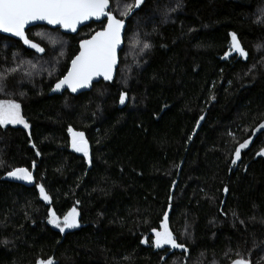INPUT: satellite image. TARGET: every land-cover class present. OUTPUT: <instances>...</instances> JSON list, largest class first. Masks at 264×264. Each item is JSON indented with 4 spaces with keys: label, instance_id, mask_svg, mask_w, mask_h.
I'll use <instances>...</instances> for the list:
<instances>
[{
    "label": "trees",
    "instance_id": "16d2710c",
    "mask_svg": "<svg viewBox=\"0 0 264 264\" xmlns=\"http://www.w3.org/2000/svg\"><path fill=\"white\" fill-rule=\"evenodd\" d=\"M109 1L126 23L115 78L77 96L48 93L103 22L29 28L44 52L0 35V101L29 127L0 126V264H264V0H143L127 15L135 0ZM232 33L246 60H222ZM70 129L90 146L88 170ZM16 168L33 181L4 179ZM168 207L187 256L153 250ZM73 209L76 227L48 222Z\"/></svg>",
    "mask_w": 264,
    "mask_h": 264
},
{
    "label": "snow or ice",
    "instance_id": "6c2138e0",
    "mask_svg": "<svg viewBox=\"0 0 264 264\" xmlns=\"http://www.w3.org/2000/svg\"><path fill=\"white\" fill-rule=\"evenodd\" d=\"M142 2L143 0H135L134 4L126 5L124 14L127 15L134 9H138ZM108 3L109 0H0V31L19 38L24 45L30 46L36 52H44V48L27 38L25 25L29 22L46 21L49 25L76 31L77 24L89 19V17L106 15L108 23L104 30L97 32L89 40L80 41L79 53L72 59L67 73L57 80L53 89L54 91L60 90L66 85L73 92H76L78 88L87 87L94 76L103 75L105 80L112 79V69L117 64V46L121 43V28L124 26V21L115 19L111 12H105ZM261 16L264 17V11L261 12ZM230 35L231 50L239 54L240 57L246 58L247 52L241 47L236 34L232 33ZM134 43H139V41L134 40ZM150 47V43L144 42L140 51L143 52ZM225 55L227 56L228 53H225ZM125 99L126 94L121 92L120 103H125ZM20 107L21 105L14 100L0 101V126L10 123L23 124L27 128L28 124L21 116ZM261 127L264 128V125H261ZM248 143L249 141L246 140L236 148L232 159L233 164L240 158L241 149L245 148ZM72 147L77 152H83L85 158H87V142L84 140L83 133L73 134ZM259 154H264V149ZM7 175L29 182L33 179L32 173L24 168L13 169ZM36 187L39 189L41 198L48 200L49 197L45 193V189L39 184ZM75 216L76 213L73 209L65 215L61 224L49 210L48 222L64 232L66 228L77 226ZM167 216L168 213L166 212L165 217ZM161 229L162 231L152 230L155 236L153 245L156 248L170 245L173 249H183L185 253H188L189 250L184 243L177 242V238L163 222L161 223ZM237 255L239 256V254ZM38 264H55V262L50 258L46 262L38 261ZM232 264H248V261L241 257L234 260Z\"/></svg>",
    "mask_w": 264,
    "mask_h": 264
},
{
    "label": "water",
    "instance_id": "95a60500",
    "mask_svg": "<svg viewBox=\"0 0 264 264\" xmlns=\"http://www.w3.org/2000/svg\"><path fill=\"white\" fill-rule=\"evenodd\" d=\"M110 8H111V5H110V1H109L108 6H107L106 9H105V12H110ZM112 15H113V14H112ZM113 17H114L115 19H118V18H116L114 15H113ZM92 22L95 23V24H99V23H102V22H103L104 25H103V27H102L101 29H99V30H97L95 33H93L89 38L84 39V40H89V39H91L92 36H94L97 32H100V31H103V30H104V27H105V26L107 25V23H108V19H107V16H106V15H101V16H99V17H95V16H93V17H89V19L84 20V21L80 22L79 24H77V26H76V31H72V30H69V29H63V28H60L59 26H56V25H49L46 21H31V22H29V24H26V25H25V34H26V31H27L29 28H31V27H36V26H46V27H48V28H50V29H61V31H62L64 34H67V35H76V34L79 32V30H80L81 28H83V27L89 25V24L92 23ZM125 29H126V23L124 22V26L121 28V43L117 46V64L113 66V69H112V79H111V80H113V79L115 78L116 70H117L118 65H119V53H120V51L122 50L123 45H124V40H123V39H124ZM0 35L5 36V37H8V38H11V39H13V40H15V41H18V42H20V43L24 46V48H26V49H28V50H32V48H31L30 46L24 45L23 42L19 40V38L13 36L12 34H9V33H3L2 31H0ZM26 36H27V34H26ZM27 38H28V37H27ZM79 51H80V43L78 44V52H77V54L79 53ZM226 53H228V55L226 56V55L224 54L223 57H222V60H228L230 57H233V56H236V55L239 56V54L233 52V51L231 50V48H230V50H228ZM77 54H76V55H77ZM76 55H75V56H76ZM75 56H74V57H75ZM74 57H73V58H74ZM73 58H72V59H73ZM242 58H243V60H246V59H247V57H246V58L242 57ZM71 61H72V60H71ZM71 61H70V63H69V67L71 66ZM69 67H68V68H69ZM67 71H68V70H67ZM66 73H67V72H66ZM66 73H65V74H66ZM111 80H105L104 77H103V75H97V76H94V77L92 78V81L89 83V85H88L87 87H81V88H78L76 92H73V91H72L71 89H69L66 85L63 86L60 90H56V91H54L53 89H54V85L56 84V83H55V84L53 85V87L51 88V90L49 91L48 95H49V96H53V95H62L64 92H68V94H70L71 96H77V95H79V94H82V93H85V92L90 91L91 88H92V86H93L94 84H97V83H99V82H101V81H103V82H109V81H111ZM126 103H127V98L125 99V103H123V104L120 103V98H119L118 105H119L120 107L123 106V105H125ZM197 131H198V127L195 128V131H194V133L192 134V136H191V138H190V141L192 140V138L194 137V135L196 134ZM89 149H90V146H89V144L87 143L88 156H87V158H85V159H86V163H87V165H88V166H87V170L90 168V164H89L90 152H89ZM80 154H81L82 156H84V153H83V152H80ZM84 157H85V156H84ZM181 165H182V162H181V164H180L179 167H178L177 175H176V179H175V181L173 182V185H172V188H171V191H170V196H169V199H168L169 203L171 202V199H172V195H173V191H174L175 185H176V183H177V181H178V179H179V173H180ZM36 190H37V192H38V195H39V199H40V201L44 202L45 200L41 198V195H40L39 189H38L37 187H36ZM45 193H46V192H45ZM170 198H171V199H170ZM169 209H170V207H168V210L166 211V212L168 213V216H169ZM168 216L165 217V215H164L163 218H162L161 223H162V222L165 223V224L167 225V227L169 228V224H168ZM161 223L159 224V228L156 229L157 231H162V229H161ZM69 229H70V228H66V229L64 230V232L67 231V230H69ZM169 231H170V228H169ZM151 234H152L153 241H154L155 236H154L153 231H152ZM153 241H152V244H153ZM164 249H168V250H170V251H176V252H179V253H185L183 249H173V248H171L170 245H163V246H161L160 248H156V247L153 245V250H154V251H162V250H164ZM187 255H188V253H185V256H187Z\"/></svg>",
    "mask_w": 264,
    "mask_h": 264
},
{
    "label": "rangeland",
    "instance_id": "374dc122",
    "mask_svg": "<svg viewBox=\"0 0 264 264\" xmlns=\"http://www.w3.org/2000/svg\"><path fill=\"white\" fill-rule=\"evenodd\" d=\"M2 101H6V100H2ZM25 121V120H24ZM262 125H264V123L262 124ZM2 126H15V127H22V128H25L24 127V125L23 124H4V125H2ZM28 128L29 127H27V128H25L26 130H28ZM259 129H264V128H262L261 127V125H260V127H259ZM74 133H78V132H74V131H70V133H69V136H70V144H71V148H72V150H74V151H76L73 147H72V142H73V134ZM247 147V146H246ZM245 147V148H246ZM244 149V148H243ZM77 152V151H76ZM262 156H264V154H261ZM25 169V168H24ZM27 171H29V172H31L32 173V177H33V172H32V169H26ZM4 179H6V180H10V181H16V182H21V183H24V184H29V183H31L32 181H33V179H32V181L31 182H29V181H25V180H21V179H18V178H16V177H11V176H8L7 174L4 176ZM60 221V220H59ZM61 222V224H62V221H60ZM52 225V224H51ZM53 227H55L54 225H52ZM55 228H57V227H55ZM57 229H59V228H57Z\"/></svg>",
    "mask_w": 264,
    "mask_h": 264
},
{
    "label": "flooded vegetation",
    "instance_id": "af4514ba",
    "mask_svg": "<svg viewBox=\"0 0 264 264\" xmlns=\"http://www.w3.org/2000/svg\"><path fill=\"white\" fill-rule=\"evenodd\" d=\"M78 153H80V152H78Z\"/></svg>",
    "mask_w": 264,
    "mask_h": 264
},
{
    "label": "bare ground",
    "instance_id": "6f19581e",
    "mask_svg": "<svg viewBox=\"0 0 264 264\" xmlns=\"http://www.w3.org/2000/svg\"><path fill=\"white\" fill-rule=\"evenodd\" d=\"M230 59V58H229Z\"/></svg>",
    "mask_w": 264,
    "mask_h": 264
}]
</instances>
